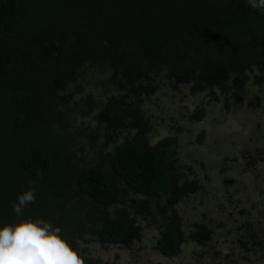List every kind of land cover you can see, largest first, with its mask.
Masks as SVG:
<instances>
[{"label":"trees","instance_id":"obj_1","mask_svg":"<svg viewBox=\"0 0 264 264\" xmlns=\"http://www.w3.org/2000/svg\"><path fill=\"white\" fill-rule=\"evenodd\" d=\"M218 43L228 46L232 58L210 57ZM238 49H250V54ZM242 55L250 59L238 61ZM91 66L107 67L108 88L118 94L106 91L107 103L99 114L108 125L107 138L112 139L117 127H125L122 121L129 117L136 130L109 152L100 151L112 173L101 164L80 165L83 157L74 159L77 136L70 132L71 123L97 106L89 97L70 103L73 93L83 90L76 84L82 71ZM261 78L264 9H252L248 0H0V226L27 217L62 226L61 214L70 203L87 199L105 206L113 200L112 175L142 198L136 202L141 213H148L146 199L170 195L173 201L179 193L186 197L196 184L189 182L183 188L171 184L175 176L169 161L175 138L149 143L141 118L143 97L156 86L173 94L184 88L207 91L229 112L248 103L253 90L260 89ZM73 84L75 90L66 92ZM204 117L205 111L198 108L196 120ZM204 137L203 130L198 142ZM96 138L93 133L91 140ZM256 144L255 139L248 142V149ZM250 155L251 166L239 183L241 193H251V180L258 187L264 165L262 150ZM32 183L36 201L18 217L13 204ZM247 197L255 211L256 196ZM241 209L252 217L248 209ZM165 210L161 208L167 224L156 249L172 259L179 255L183 237L177 217H167ZM84 230L82 225L66 237L74 247ZM210 232L200 225L191 238L201 244L202 235ZM94 233L103 246L128 244L140 237L139 229L122 217L104 218ZM61 234L65 236L64 230Z\"/></svg>","mask_w":264,"mask_h":264},{"label":"rangeland","instance_id":"obj_2","mask_svg":"<svg viewBox=\"0 0 264 264\" xmlns=\"http://www.w3.org/2000/svg\"><path fill=\"white\" fill-rule=\"evenodd\" d=\"M245 51L246 54H250V49L237 50L242 53ZM231 55L233 53L228 46L220 43L214 45L210 52V57L215 60L232 58ZM242 58L249 60L250 56L242 55L238 61ZM87 67L76 83L83 90L81 93H73L70 106L80 98L89 97L92 105H96L97 108H93L87 116L77 115L71 123L70 132L77 136L74 159L83 157L84 162L80 165L88 167L101 164L106 172L112 173L107 161L104 160L107 157L105 158V154H101L100 151L109 152L117 142L134 135L136 130L130 127L132 122L129 117V120L122 121L125 127H117L112 132L114 134L112 139L107 138L108 125L100 119L99 114L107 103L106 91L114 94L116 91L108 88L107 67L101 69ZM255 73L254 69H250L251 76H255ZM259 74L258 71L257 79ZM262 87L264 78L259 81L260 90L255 92L259 94ZM162 88L156 86L149 96L143 97L144 102L140 104L147 139L154 145L164 137L175 138L169 161V171L175 176L171 179V184L180 187L186 179L183 176L187 175L188 180L189 178L194 180L196 190L189 192L186 197L179 193L173 201H169L170 195L146 199L148 213L147 211L141 213L136 207V202L142 201V198L130 192L112 175L116 193L108 205H94L87 199L70 203L69 208L64 209V213L61 214L64 223L59 226L64 230L66 237H72L82 225H85L84 234L77 247L91 258L90 264H264V202L261 211L259 206L256 207L255 214L258 215L252 224L254 229L251 227L252 230H249L253 235L257 234L256 243H250L248 237L244 239L248 249L239 248L235 244V238L238 237L235 224L233 220L224 222L221 216L227 210H235L234 203L230 205L226 203L234 202L236 198L243 199V195L238 191L242 175L246 172L240 169L241 151L247 150L248 142L253 139L264 145V125L260 128L255 126L251 115L254 114L255 107L244 102L240 105L241 108H233L226 112L222 103L217 101V97H211L207 91L197 92L184 88L173 94ZM71 90H75L74 84L69 85L66 92L71 93ZM198 108L205 111V117L201 121L195 118ZM203 130L205 137L200 143L198 137ZM75 133H80V136ZM93 133L97 135L94 141L91 140ZM222 164H228L227 168L230 169L223 171L220 176L217 170ZM261 169L257 185L264 192V165ZM248 181L250 182V179ZM199 187H205L207 191L202 192ZM226 196L229 198L226 199ZM250 205V202L249 205L241 203L239 208H249V213L254 214ZM161 208L166 209L164 212L167 217H177L176 224L182 233L181 251L176 258H164L156 249L162 228L167 224ZM117 217L132 222L134 228L139 229V239L114 246L99 244L95 237V229L101 227L104 218ZM49 219L57 218L49 215ZM200 225L211 230L209 235H202L201 244L191 238L199 230Z\"/></svg>","mask_w":264,"mask_h":264},{"label":"clouds","instance_id":"obj_3","mask_svg":"<svg viewBox=\"0 0 264 264\" xmlns=\"http://www.w3.org/2000/svg\"><path fill=\"white\" fill-rule=\"evenodd\" d=\"M252 9H264V0H248ZM36 187L18 194L13 211L23 217L25 207L35 203ZM62 228L40 217L21 218L0 226V264H88L91 259L74 247Z\"/></svg>","mask_w":264,"mask_h":264},{"label":"flooded vegetation","instance_id":"obj_4","mask_svg":"<svg viewBox=\"0 0 264 264\" xmlns=\"http://www.w3.org/2000/svg\"><path fill=\"white\" fill-rule=\"evenodd\" d=\"M262 88H264V87H262ZM262 88H261V91L259 92V94H257L255 91L260 90V89L253 90L252 94H250L251 96H249V98H247L248 103H246V105H248V106L255 107L254 111L256 113L255 112H254V114L251 113V115L253 116L254 125L258 126L259 128L261 127V125H264V121H263V118H264V90ZM244 102H241V104ZM256 143L257 144L255 145V147L252 146L248 150L241 151L242 153L240 154V157H239L241 160L240 169L243 172L246 171L249 166H251V163L249 162V158L252 159L253 156L250 154H254L255 152H259V151L261 152V150L263 152V150H264V145H262L260 142H256ZM228 166H229L228 164H224V165L222 164V166L220 168H218V170H217L218 174L221 176L223 171L226 172L227 171L226 169H230V168H227ZM184 177L186 178L184 183L178 188L185 187L187 184H189V182L195 183L194 180L193 181L191 180V178H189V180H188L187 175H184L183 178ZM202 183H201V185H202ZM240 186L241 187L238 190L239 193H241L240 190L242 189V184H240ZM199 189L207 191L205 187H199ZM241 194L243 195V199L242 198H236L234 200V202L226 203L228 205L234 203L235 210L234 211L227 210L221 216L223 217L224 222L229 221V220H233V222L235 224V230H236V232H238V233H236V236H238V237L235 238V244H237L239 246V248L248 249L246 243L244 242V239L246 237L250 238V240H248L250 243H252V242L256 243L255 237L257 234L253 235V233H250L249 230H252L251 227L254 229V226H252V224L258 215V214H255L257 209L254 211V214H251L252 217H249L248 214L241 211L242 209L239 208V205L241 203L243 205H249L250 200L247 196L248 195H249V197L256 196V201H255L256 205L255 206L256 207L259 206L260 211H261V209L263 208V202H264V192H263L262 188L256 187L254 182H251V193H241ZM227 198H229V197L226 196V199ZM244 198L247 200H244ZM226 199H225V202H226ZM250 207H251V205H250ZM246 209H249V208H246ZM164 226H163V229H164Z\"/></svg>","mask_w":264,"mask_h":264}]
</instances>
